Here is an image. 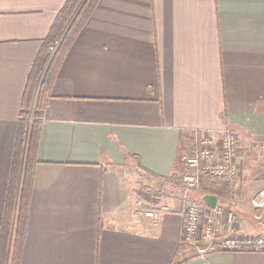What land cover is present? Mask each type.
Listing matches in <instances>:
<instances>
[{"label": "crops", "instance_id": "0c3cea01", "mask_svg": "<svg viewBox=\"0 0 264 264\" xmlns=\"http://www.w3.org/2000/svg\"><path fill=\"white\" fill-rule=\"evenodd\" d=\"M65 2L0 0V232L24 93ZM40 122L20 264H264V247L182 245L169 180L229 128L234 187L264 182V0H98Z\"/></svg>", "mask_w": 264, "mask_h": 264}, {"label": "trees", "instance_id": "16d2710c", "mask_svg": "<svg viewBox=\"0 0 264 264\" xmlns=\"http://www.w3.org/2000/svg\"><path fill=\"white\" fill-rule=\"evenodd\" d=\"M97 1L66 0L50 28L44 48L31 70L18 119L1 225L0 264H20L30 194L33 187L42 111L49 97L57 68L74 39L88 21ZM52 45H55L53 52L50 50ZM42 71L43 74L40 78ZM181 171L182 168L178 167L169 179L176 188H182L183 173ZM210 179L207 194L217 197L229 196L233 187V179L230 177H210ZM203 195L201 194L196 199L200 204H204L201 199Z\"/></svg>", "mask_w": 264, "mask_h": 264}, {"label": "built area", "instance_id": "2783aa9c", "mask_svg": "<svg viewBox=\"0 0 264 264\" xmlns=\"http://www.w3.org/2000/svg\"><path fill=\"white\" fill-rule=\"evenodd\" d=\"M55 45L50 47L51 52ZM196 149L193 153L186 152L182 156L183 165L194 171L183 179L187 183V192L191 187H196L199 176L205 174L212 177H233L237 171L234 161L239 141L238 136L227 128L221 132L216 141L212 136L202 134L196 138ZM145 216H155L156 212L143 211ZM181 217L183 232L181 243L195 247L200 254L209 251L237 252L243 248L255 250L264 247L261 238L249 235L236 236L235 215L230 210H224L216 204L214 208L194 202L184 191L182 197ZM203 219V220H202ZM198 242L207 243L206 248H200Z\"/></svg>", "mask_w": 264, "mask_h": 264}, {"label": "rangeland", "instance_id": "374dc122", "mask_svg": "<svg viewBox=\"0 0 264 264\" xmlns=\"http://www.w3.org/2000/svg\"><path fill=\"white\" fill-rule=\"evenodd\" d=\"M243 158L244 156H242L239 145L234 157L237 171L233 177H230L231 179H234V181L241 179ZM181 172L183 173L182 188H177V193L175 192V194L178 195L179 193L182 199L185 191V193L188 194L194 202L200 204V202L196 201V199L201 194H207L209 192V181L212 176H207L205 174L199 176L198 173L197 186L189 188L192 190L187 192L186 187L188 186L183 178L186 175L194 174V171L183 165ZM161 192L164 193V191ZM217 199V204L219 206H221L224 210L232 211L235 215V223H233L232 227H234L235 235L237 237H242L247 234L251 237L261 238L264 242V182H253L249 186L247 184L235 186L231 190L229 196L217 197ZM201 205L203 206L205 204ZM198 245L200 248H206L207 243L198 242Z\"/></svg>", "mask_w": 264, "mask_h": 264}, {"label": "water", "instance_id": "95a60500", "mask_svg": "<svg viewBox=\"0 0 264 264\" xmlns=\"http://www.w3.org/2000/svg\"><path fill=\"white\" fill-rule=\"evenodd\" d=\"M201 199L202 202L209 208H214L217 204V196L213 194H204Z\"/></svg>", "mask_w": 264, "mask_h": 264}]
</instances>
